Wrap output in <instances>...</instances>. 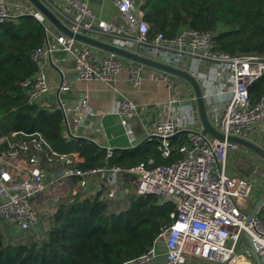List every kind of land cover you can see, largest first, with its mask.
Here are the masks:
<instances>
[{
	"label": "built area",
	"instance_id": "built-area-1",
	"mask_svg": "<svg viewBox=\"0 0 264 264\" xmlns=\"http://www.w3.org/2000/svg\"><path fill=\"white\" fill-rule=\"evenodd\" d=\"M41 1L73 32L90 35L91 31L99 30L116 36V42L110 43L185 69L199 83L203 80L201 68L213 69L217 89L203 95L204 98L227 96L221 112L214 115L215 123L211 122L226 137L246 138L257 124H264V92L256 102H252L250 94V86L264 73V56L217 51L214 49L215 33L210 30L187 27L176 35L160 31L150 37L148 23L140 9L143 0L138 2L139 9L134 0H113L121 24L97 17L90 0ZM21 14L35 16L45 31L43 44L31 54L38 69L24 83L29 102H38L50 90L43 60L51 59L55 51L67 52L73 57L80 80L98 79L112 86L116 75L129 62L130 81L135 85L141 83L142 63L135 66L134 61L127 62L113 52L98 57L94 46L62 32L40 11L13 12L8 0H0V22L17 19ZM168 87L178 92L171 80ZM69 88L68 78L61 73L59 90ZM177 101L174 96L170 103ZM115 106L113 111L120 116L127 133L132 135L130 119L137 114L138 104L124 98ZM58 108L64 118L74 114L75 121L81 124L96 115L86 92L77 104L65 106L60 101ZM182 125L180 117L170 115L159 118L148 132L150 140L159 141L162 158H174L175 153L181 155L168 164H155L151 158L131 167L117 164L78 167L76 163L84 160L79 152L58 155L52 151L48 157L51 168H47L40 155L31 150L30 142L8 141V146L0 150V219L14 228L29 231L38 226L37 206L42 201L41 195L48 190L58 195L65 182L82 188L103 183L105 199L112 202L125 190L124 181L131 183V174H136L135 191L138 194H153L160 201L171 199L175 209L171 212L170 225L159 233L152 246L124 264H187L189 257L215 264H252V251L248 254L239 252L244 243L250 247L242 235L243 230L249 233L252 246L262 259L264 217L259 215V209L247 220L250 209L244 208V201L256 184L248 177L227 171L229 154L240 151L242 145L203 133L202 126L188 130V140L175 152L171 140L181 131ZM43 143V138L33 139L37 148ZM106 151L109 157L113 148Z\"/></svg>",
	"mask_w": 264,
	"mask_h": 264
},
{
	"label": "trees",
	"instance_id": "trees-1",
	"mask_svg": "<svg viewBox=\"0 0 264 264\" xmlns=\"http://www.w3.org/2000/svg\"><path fill=\"white\" fill-rule=\"evenodd\" d=\"M140 9L150 37L160 31L176 35L192 27L213 31L217 51L264 56V0H143ZM44 38L43 25L31 14L0 22V150L8 141H28L47 168H51L48 157L52 151L58 155L79 152L84 160L76 163L78 167H131L151 158L155 164H168L181 156L175 153L174 158H162L154 138L135 147L113 149L107 157L106 148L64 131L60 109L36 115L40 105L29 102L24 83L38 69L31 54ZM263 92L264 73L250 86L252 102ZM40 138L45 143L37 148L33 139ZM187 140V131L174 137V151ZM101 185L99 189L75 185L72 198L56 203L45 230L39 228L26 237L0 230V264H124L147 251L170 225L174 201L138 194L124 181L126 199L110 202L102 198ZM259 215L264 217V205Z\"/></svg>",
	"mask_w": 264,
	"mask_h": 264
},
{
	"label": "crops",
	"instance_id": "crops-1",
	"mask_svg": "<svg viewBox=\"0 0 264 264\" xmlns=\"http://www.w3.org/2000/svg\"><path fill=\"white\" fill-rule=\"evenodd\" d=\"M139 1L140 0H134L135 6L138 9ZM8 3L13 12H21L23 10L39 11L30 0H8ZM90 5L100 19L115 22L117 24L122 23L113 0H90ZM89 34L109 42H116L118 39L116 36L103 34L99 30L91 31ZM95 53L98 57H105L109 51L95 47ZM51 59L46 58L43 60L50 90L38 101L40 108H44L48 110V112L59 109L58 105L60 101L65 106H73L77 104L80 97L86 92L89 95L90 104L96 112V115L89 118L86 124L76 122L74 114H69L68 118H64L63 116L64 131L71 137L86 139L106 149L109 147L121 149L135 147L150 140L148 132L153 129L155 122L161 117L170 115L180 117L183 121L180 132L187 131L188 134V130L200 129L202 127L196 99L194 98V90L191 84L182 77L142 63V80L139 85H135L130 81V72L127 67L128 61L134 60L125 58L128 63L116 75L111 86L105 81L98 79L89 81L78 79L75 70V61L67 52L55 51ZM139 63L140 62L137 61L133 62L135 66H138ZM201 69L200 73L203 80L200 81V85L203 94L215 92L217 87L215 85L213 69L208 67ZM61 73L69 80L70 88L67 90H59ZM170 80L174 83V88L178 91L177 93H175L173 88L168 87ZM174 96L178 98V101L170 103V100ZM221 97L222 96L216 95L205 97L208 117L212 123H215L214 115L221 112L223 104L227 99V96ZM124 98H129L138 104L137 114L130 119L132 135L127 133L125 127L121 123L120 116L113 111L116 107V103ZM246 138L264 148V124H257L255 128L246 135ZM241 147L240 150L243 152L247 150L251 151L246 147ZM64 186L67 187L68 190L72 188L69 182H65ZM96 186L97 185L89 186L88 189H94ZM75 191H77V186ZM262 195L264 194H261L260 197ZM250 251L251 248L245 243L239 249V252L242 254H248ZM262 259L264 264V257ZM187 264L215 263L189 257ZM252 264H256L254 259Z\"/></svg>",
	"mask_w": 264,
	"mask_h": 264
},
{
	"label": "water",
	"instance_id": "water-1",
	"mask_svg": "<svg viewBox=\"0 0 264 264\" xmlns=\"http://www.w3.org/2000/svg\"><path fill=\"white\" fill-rule=\"evenodd\" d=\"M34 6L41 12L43 13L49 21H51L54 26H56L59 30L62 32L66 33L69 36H73L76 39L90 44L95 47L102 48L104 50H107L109 52H113L115 54H118L122 57L156 67L160 70H163L167 73L182 77L186 79L192 86L194 93H195V99L197 103V108H198V114L199 118L201 121V124L203 126V133H208L214 137H217L219 139H225L227 138L228 140L238 142L240 145L243 147H246L253 152H255L258 156L264 159V148L258 145L257 143L244 138V137H239V136H225L221 132H219L211 123L208 114H207V108H206V102L205 98L203 95V91L201 88L200 83L198 80L193 76L189 71L178 68L175 66H171L162 62H159L157 60H154L152 58H149L147 56L135 53L129 49L123 48L121 46L115 45L113 43H110L108 41L101 40L99 38L93 37L91 35L83 34V33H75L73 32L70 28H68L41 0H30ZM48 112V110L44 108H40L36 115H43L44 113ZM264 205V195H262L258 200L255 202L253 207L248 213L247 220H250L260 209V207ZM242 235L246 237L248 240V243L250 245L252 254H253V259L256 264H263L262 259L259 255L258 252L255 251V249L252 246L251 243V238L249 233L246 230L242 231Z\"/></svg>",
	"mask_w": 264,
	"mask_h": 264
},
{
	"label": "rangeland",
	"instance_id": "rangeland-1",
	"mask_svg": "<svg viewBox=\"0 0 264 264\" xmlns=\"http://www.w3.org/2000/svg\"><path fill=\"white\" fill-rule=\"evenodd\" d=\"M248 151V152H247ZM245 152L238 151L234 154H229L228 160H227V171L229 173H235L237 175L245 176L250 179H252L256 187L252 194L245 199L244 201V208L246 210H251L255 202L258 200L261 194H264V159L258 156L255 152L252 150H247ZM131 186L129 190L134 191L135 190V182L138 179V176L136 174H131ZM102 183H98L96 186V189H99L102 187ZM76 190V186L72 187L70 190H68L67 187L63 186L60 190V193L57 195L53 191L48 190L43 195H41L42 201L38 203V212L39 217L41 221H39L38 226L34 229H31L29 231H22L20 229L14 228L13 226L8 225L3 220L0 219V230L6 231L8 233H12L16 236H23L26 237L30 234H34L39 228H42L43 230L48 228V218L50 214L55 210V205L59 200H67L69 198H72L74 192ZM105 196L102 195V198ZM124 199H126V193L125 190L121 192L116 200H122L124 202ZM41 233V232H40ZM39 233V234H40ZM25 235V236H24Z\"/></svg>",
	"mask_w": 264,
	"mask_h": 264
}]
</instances>
